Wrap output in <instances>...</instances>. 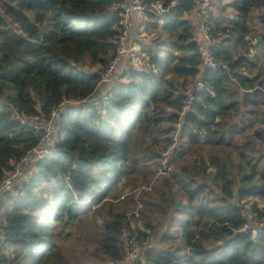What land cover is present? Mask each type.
Listing matches in <instances>:
<instances>
[{"label":"trees","instance_id":"1","mask_svg":"<svg viewBox=\"0 0 264 264\" xmlns=\"http://www.w3.org/2000/svg\"><path fill=\"white\" fill-rule=\"evenodd\" d=\"M121 2L0 0V180L38 142L36 133L12 120L7 104L31 117H48L62 106L55 151L36 162L27 184L1 199L0 264H62L57 237L70 235L79 219L109 198L124 200L118 187L129 173L133 143L148 133L157 149L146 151L157 162L172 146L167 134L175 131L180 149L170 150V161L184 145L205 147V153L163 178L159 189L162 213H180L178 247L154 244L139 254V264H264V227L254 224L264 221V40L247 22L264 10V0H228L234 18L207 13L213 59L226 65L216 69L202 68L195 27L186 18L193 0H143L173 5L146 25L166 36L155 42L162 55L152 46L139 48L155 72L129 69L106 100L88 106L84 101L95 94L117 49ZM199 78L214 97L195 94L192 112L179 119ZM241 135L247 140L234 147ZM231 146L236 158L224 152ZM43 185L55 191L48 206L37 194ZM251 198L263 207L252 204L248 218L243 205ZM130 215L106 212L96 247L104 262H121L133 238L147 242L153 226H131L137 220Z\"/></svg>","mask_w":264,"mask_h":264},{"label":"rangeland","instance_id":"2","mask_svg":"<svg viewBox=\"0 0 264 264\" xmlns=\"http://www.w3.org/2000/svg\"><path fill=\"white\" fill-rule=\"evenodd\" d=\"M225 3L226 1L220 3L218 0H213V5L211 10H209V14H223L229 18H234L235 14L232 13L233 11L230 10ZM247 22L248 26L253 30L254 37H256L257 40H264V10L252 12L248 17ZM141 33H145V36L142 38L140 37ZM141 33L138 31L135 32V40H133L135 47L140 48L141 44H145L148 47L152 46V49L156 51V55L160 57L162 55V51L159 50L161 49L160 47L155 46V42L158 41V39H160V41L164 40L166 36L161 35L159 30H153L151 28L146 29V26ZM255 48L258 52L263 49L262 44L260 48L255 45ZM123 72L124 73L117 76L113 83L117 81L120 76L126 73V71ZM235 121V119L232 120V122ZM174 128L179 129V125H176ZM147 134L148 133H146V135H140L142 136V142L140 140L139 142L136 141L133 143L134 157L131 159L127 167V172L129 171V173L125 175L118 187V194L123 192L127 194L124 200L119 201L114 198H109V200H107L102 207L96 209L97 211L99 210L98 212L94 210L95 213H91L89 218L79 219L74 228L69 231L70 235L64 237L65 233H62L57 237L56 242L61 248L63 259L62 264H110L109 262H104L96 255L97 238L99 232L103 228V218L108 210H112L115 213L130 215L137 209L138 205H141V207L136 211L138 216L135 217L133 214L137 222L132 220L131 226L142 228V226L146 223L153 226L152 229L149 228L148 232L150 233V236L147 242L139 244L140 254H142L143 250L153 246L154 244L158 246L159 242L163 248L175 250V248L178 247V244L180 243V235L176 216L180 215V213H173L171 210H168L167 214L162 213L160 207H165V204L162 202L159 189L162 187L163 178L168 177L174 170L177 171L179 167L186 166L194 159H197L200 155H203L205 153V147L190 148L182 145L184 147V152L180 156H174V158L170 161V150L176 149L177 147L180 149L178 131H175L174 133L171 132L168 133L167 136L171 137V139L172 136H174L177 140L176 142L172 141V146L162 154L161 160L156 162L149 159V153L146 151V147L149 146H151L154 150L157 149V147L152 146ZM246 140L247 139L241 135L234 139L235 143H233V145L234 147L242 146ZM263 150L264 145L260 147V152ZM224 152H228L232 158H236L237 153L233 149V146L225 149ZM163 161H166V165H168L167 167L170 168L169 174L166 176L157 174V167L161 166ZM33 172L35 173V170ZM206 183L211 186L209 180H207ZM51 188L52 185H43L37 192L47 206L52 202V197L55 193L54 189ZM40 192L42 194L46 193L47 195L41 196ZM254 203H256L260 208L263 207L261 200L254 198L248 199L243 205V209L247 212L246 216H249L248 211ZM169 213L173 215L171 218H169ZM248 218H250V216ZM169 223H171L174 228H171L170 230L166 228L165 226H168ZM254 224L260 226V222L255 219ZM164 233H168L169 236L166 237L164 235L161 238ZM167 238L169 239L167 240ZM116 264L122 263L118 262Z\"/></svg>","mask_w":264,"mask_h":264},{"label":"built area","instance_id":"3","mask_svg":"<svg viewBox=\"0 0 264 264\" xmlns=\"http://www.w3.org/2000/svg\"><path fill=\"white\" fill-rule=\"evenodd\" d=\"M170 6H164L161 2H154L150 5H145L143 0H122V2L116 6V9L120 11L122 15L123 29L117 38V49L113 56L111 63L107 69L101 74L100 79L96 86L95 94L84 101V104L88 106H98L101 99L106 100L109 96L110 87L113 81L118 75L128 71L129 69L146 72L153 71L154 66L150 63L149 59L140 52V49L135 47L133 39L130 34V23L136 21L143 25L150 21L152 18H163L169 13ZM212 6V0H193V10L195 12L193 19L196 22L197 31L203 41V45H199L200 53L202 57V68L216 69L226 68L223 63H216L213 59L211 48L214 45V41L210 32L209 26L205 23V16ZM194 94H188L187 100L179 113V119H182L185 113L192 112V103L195 101V94L207 93L209 96L214 97V91L208 87L202 79H198L192 87ZM12 120L17 122L20 126L26 127L32 130L38 135V142L29 149L25 155L14 164L13 168L5 173L0 180V201L3 196L14 188H20L24 184H27L33 173H23V168L26 164H36V162L42 160L46 155L55 151L54 137L61 121L62 106L54 108L49 113L48 117L39 116H26L20 112L16 107L7 104ZM177 138L172 136V141L176 142ZM166 161H163L161 166L157 167V174L166 176L169 174L170 168L167 167ZM126 194L122 195L120 199H124ZM141 205H138L137 209L133 212L135 217L138 216L137 210ZM260 226L264 227V221H260ZM255 233V230H253ZM4 241L1 234L0 223V248ZM140 248L139 242L133 238L126 245L125 255L122 264H139L142 263V258L139 256Z\"/></svg>","mask_w":264,"mask_h":264},{"label":"crops","instance_id":"4","mask_svg":"<svg viewBox=\"0 0 264 264\" xmlns=\"http://www.w3.org/2000/svg\"><path fill=\"white\" fill-rule=\"evenodd\" d=\"M224 1H226L225 4L227 5V4H228V0H224ZM212 5H213V3H212ZM211 7H212V6H211ZM210 10H211V8H210ZM230 10H231V9H230ZM194 13H195V12H193V13H191V14H188V15L186 16V18L194 24L195 31H197L196 22H195L194 19H193V15H194ZM208 13H209V11H208ZM232 13H234V12H232ZM149 22H152V20L148 21L147 23H145V24H143V25L139 24V23L136 22V21H132V22L130 23V34H131L133 40H135V32L138 31V32L141 33V31L144 29V27H145L147 24H149ZM145 32H146V31H145ZM144 36H145V33H144V34H143V33L140 34V37H141V38L144 37ZM193 40H194V42H196V43H198V44H200V45H203V44H204L203 41H202V39H201V37H200V35H199L198 33H196V35H195V37H194ZM144 45H145V44H144ZM110 88H111V87H110ZM30 168H31V169H30ZM34 170H35V165H34V164H26V165L24 166V168H23V173H33ZM35 172H36V170H35ZM0 203H1V201H0ZM0 223H1V209H0Z\"/></svg>","mask_w":264,"mask_h":264}]
</instances>
